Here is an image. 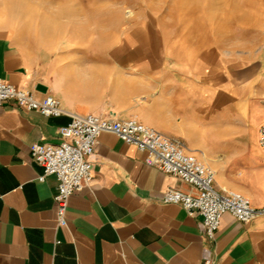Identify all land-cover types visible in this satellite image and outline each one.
Masks as SVG:
<instances>
[{"label":"crops","instance_id":"obj_1","mask_svg":"<svg viewBox=\"0 0 264 264\" xmlns=\"http://www.w3.org/2000/svg\"><path fill=\"white\" fill-rule=\"evenodd\" d=\"M21 1L17 14L35 18L31 0ZM87 1L86 10L83 0H77L81 7L74 0L47 7L42 29H76L85 23L80 16L98 15L99 25L113 24L117 31L121 12L102 11ZM56 16L70 17L60 23ZM116 34L82 43L71 38L67 46L109 44ZM187 42L167 50L155 69L148 55L135 58L128 76L129 109L141 123L180 142L211 167L218 191L238 192L261 208L264 149L258 140L264 125V61L234 51L231 41ZM103 54L84 57L98 60ZM79 68L65 65L64 79ZM53 69L37 51L0 35V78L40 100L57 98L69 114H92L59 95ZM70 121L69 115L47 118L14 102L0 106V264H264V217L242 223L226 214L215 240L208 241L199 215L190 217L181 206L163 203L169 190L192 196L196 190L147 166L145 154L109 133L100 135L91 159L92 183L70 197L66 225L60 227L54 201L58 180L48 176L40 181L44 170L34 161L31 146L61 144L59 130Z\"/></svg>","mask_w":264,"mask_h":264},{"label":"rangeland","instance_id":"obj_2","mask_svg":"<svg viewBox=\"0 0 264 264\" xmlns=\"http://www.w3.org/2000/svg\"><path fill=\"white\" fill-rule=\"evenodd\" d=\"M69 1L31 0L29 5L36 13L33 18L17 14L21 0H0V35L14 38L44 56L54 67L53 81L59 95L95 115L111 112L138 118L128 104V76L135 58L148 55L155 69L167 50L182 48L185 40L194 44L231 41L234 51L242 50L249 57L264 61V0H93V7L102 11L121 12L124 18L117 31L116 25H99L98 15L80 16V22L85 23L76 29L74 25L70 30L42 29L43 21L49 17L47 7L56 8ZM83 1L86 3L82 7L77 0L73 4L86 10L88 1ZM56 17L62 18L58 22L63 23L70 16ZM113 33H117V38L109 44L95 41L96 46H67L71 38L82 43L111 38ZM98 52L104 53L98 60L84 57ZM65 65L82 68L65 80ZM139 102L137 98L136 103Z\"/></svg>","mask_w":264,"mask_h":264},{"label":"built area","instance_id":"obj_3","mask_svg":"<svg viewBox=\"0 0 264 264\" xmlns=\"http://www.w3.org/2000/svg\"><path fill=\"white\" fill-rule=\"evenodd\" d=\"M8 102L47 118L71 117L70 123L59 130L63 138L61 144L31 146L34 161L44 170L40 181L45 182L48 176H55L58 180L54 201L60 227L66 225L65 213L70 197L93 181L91 159L103 133L113 134L125 144L136 147L145 154L147 166L175 176L196 190L195 196L169 190L163 196V203L181 206L190 217L199 215L208 241L215 240L226 214L242 223L264 217V205L255 208L248 198L238 192L218 191L211 167L188 153L180 142L144 125L138 118L69 114L57 98L46 95L40 100L33 92L15 88L0 78V106ZM258 143L264 149V125L259 130ZM205 264L214 262L207 260Z\"/></svg>","mask_w":264,"mask_h":264},{"label":"bare ground","instance_id":"obj_4","mask_svg":"<svg viewBox=\"0 0 264 264\" xmlns=\"http://www.w3.org/2000/svg\"><path fill=\"white\" fill-rule=\"evenodd\" d=\"M75 21V20H74Z\"/></svg>","mask_w":264,"mask_h":264}]
</instances>
